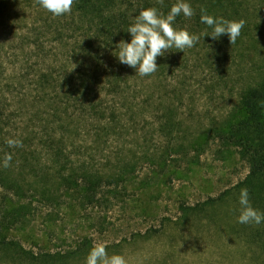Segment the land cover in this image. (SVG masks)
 <instances>
[{"label": "trees", "instance_id": "obj_1", "mask_svg": "<svg viewBox=\"0 0 264 264\" xmlns=\"http://www.w3.org/2000/svg\"><path fill=\"white\" fill-rule=\"evenodd\" d=\"M260 1L186 0L194 15L177 16L175 25L200 35V40L184 53L173 49L158 56L151 76L141 77L120 63L116 45L121 39L130 42L127 28L141 8L155 6L167 13L176 0H163L162 5L157 0H74L70 14L29 26L21 51L9 38L13 52L7 55L0 39V79L12 94L8 98L0 90V262L75 264L84 258L92 247L87 237L73 249L36 254L11 232L31 222L35 198L73 213L127 202L140 190L134 184L143 157L138 161L136 151L142 144L151 148L154 131L171 139L161 154L145 152L143 159L152 165L164 167L173 153L181 161L189 151L198 156L212 136L240 149L249 164L248 183L264 177V74L245 84L225 121L199 127L197 135L188 126L191 138L195 136L188 143H173L184 126L181 107L194 92L186 70L192 66L194 74L204 63L212 73L221 71L234 51L242 55L247 49L259 50L264 39L259 30L264 20L257 14L264 9ZM201 5L214 17L245 21L235 44L227 34L217 39L201 35L211 31L200 21ZM154 118L160 119L158 127L150 122ZM9 137L20 139L22 147H9ZM125 151L134 153L133 158H123ZM5 153L12 155L7 168ZM174 173L161 181L170 182ZM148 178L138 181L143 185ZM257 192L264 197L262 184ZM147 233L151 231L133 232L132 237Z\"/></svg>", "mask_w": 264, "mask_h": 264}, {"label": "rangeland", "instance_id": "obj_2", "mask_svg": "<svg viewBox=\"0 0 264 264\" xmlns=\"http://www.w3.org/2000/svg\"><path fill=\"white\" fill-rule=\"evenodd\" d=\"M257 14L264 20V9ZM53 18L35 0H0V39L6 44L7 55L13 52L7 39L21 51L22 37L29 26L42 25ZM259 30L264 38V28ZM261 44L259 50L247 49L242 55L234 51L231 57L234 59L236 54L235 60L227 64L229 68L220 65L224 67L221 71L212 73L210 67L200 63L192 74L194 67L189 66L186 72L192 76L194 92L181 107L184 126L173 143H188L199 133V127L218 125L230 116L245 84L264 74V39ZM0 90L12 97L7 93L5 79H0ZM158 120L150 122L158 127ZM188 126L196 130L192 138ZM208 137L211 139L200 155L189 151L190 156L181 161L180 155L173 153L161 167L143 159L146 151L159 155L170 143L167 133L154 131L151 148L142 144L136 151L138 161L143 157L134 184L140 190L127 197V202L73 213L35 198L31 222L11 234L36 254L67 251L87 237L92 244H106L109 254L124 255L128 264H264V222L241 224L237 211L240 190L247 188L252 206L264 213V197L257 192L261 184L264 187V177L248 183L249 164L240 149ZM204 138L202 135L201 140ZM133 155L125 151L123 158ZM171 172L175 173L170 182L161 181L163 175ZM146 175L149 181L142 185L138 180ZM223 192H228L223 199L214 200ZM147 229L151 233L132 237L133 232L145 233ZM85 260L86 256L75 264H85ZM0 264L23 263L5 260Z\"/></svg>", "mask_w": 264, "mask_h": 264}, {"label": "clouds", "instance_id": "obj_3", "mask_svg": "<svg viewBox=\"0 0 264 264\" xmlns=\"http://www.w3.org/2000/svg\"><path fill=\"white\" fill-rule=\"evenodd\" d=\"M42 8L49 11L54 17L70 14L74 0H35ZM163 4V0H157ZM191 18L194 10L186 0H176L170 11L164 13L155 6L143 7L130 23L127 31L131 34L130 42L121 39L116 45L115 55L119 62L133 69L141 77L151 76L157 71V57L165 55L169 50H181L194 47L200 40V35L190 33L186 27L175 25L177 16ZM200 21L211 31L201 35L211 36L213 39L227 34L230 43L235 44L245 25L243 19H227L223 16L214 17L207 8L200 6ZM75 67V66H74ZM73 67V68H74ZM9 147H22V141L9 137L5 141ZM12 155L5 153L3 167H10ZM238 222L241 224L259 225L264 222V213L256 210L250 200L247 188H241L239 193ZM85 264H128L127 258L120 253L107 251L103 242H93L86 255Z\"/></svg>", "mask_w": 264, "mask_h": 264}]
</instances>
